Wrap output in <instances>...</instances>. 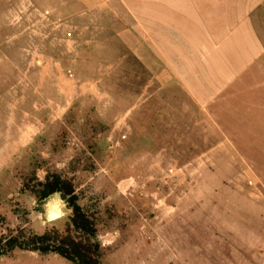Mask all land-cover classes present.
Listing matches in <instances>:
<instances>
[{
  "label": "rangeland",
  "instance_id": "rangeland-1",
  "mask_svg": "<svg viewBox=\"0 0 264 264\" xmlns=\"http://www.w3.org/2000/svg\"><path fill=\"white\" fill-rule=\"evenodd\" d=\"M76 1L0 0V236L45 232L42 222L28 226L33 206L18 194L34 171L44 179L57 169L76 179L82 204L98 217L105 264H264L263 146L216 147L226 133L214 116L150 69L122 68L116 37L99 34L105 14L80 18ZM152 109L158 133L147 125L143 141ZM29 119L47 120L44 141L34 138L32 163L23 161L26 148L10 163ZM109 172L130 187L125 195L103 197ZM0 264L73 263L18 249Z\"/></svg>",
  "mask_w": 264,
  "mask_h": 264
},
{
  "label": "crops",
  "instance_id": "crops-1",
  "mask_svg": "<svg viewBox=\"0 0 264 264\" xmlns=\"http://www.w3.org/2000/svg\"><path fill=\"white\" fill-rule=\"evenodd\" d=\"M76 2L84 7L77 14L80 18L105 14L106 30L99 34L106 36L108 30L116 37L120 52L134 54L158 83L176 84L185 100L204 115L214 116L216 130L226 133L216 147L249 144L264 148V0ZM61 94L70 99L64 91ZM28 122L24 134L13 138L16 152L10 163H17L20 151L30 149L46 126L37 119ZM251 133L263 134L254 142ZM124 188L117 186L118 193L125 195L130 189ZM18 196L33 206L29 227L34 221L42 222L46 232L59 228L61 221L66 224L71 215L59 194L42 204L26 193Z\"/></svg>",
  "mask_w": 264,
  "mask_h": 264
},
{
  "label": "trees",
  "instance_id": "trees-1",
  "mask_svg": "<svg viewBox=\"0 0 264 264\" xmlns=\"http://www.w3.org/2000/svg\"><path fill=\"white\" fill-rule=\"evenodd\" d=\"M117 58V62L123 65L122 68H140V70L142 69L144 72L148 70V68H146L132 53L121 52ZM87 65L81 63L83 67ZM131 70L134 72V69ZM134 99L132 96L125 99V103L128 102V106L125 107L124 110L128 111L132 107ZM155 111L156 110L152 109L143 121V141L146 140V138H144L146 137L144 133L147 129V125L149 126V131L152 136L158 133L156 130L153 131L152 129L157 122L156 119L155 121L152 118V114H154ZM48 113H50V111H48ZM43 120L44 123L47 124V120ZM37 139L40 142L44 141L41 135ZM37 145L38 143L36 144L35 142L33 146L28 149V158L27 160L24 158L23 161L31 163L34 161V153L32 151H34ZM101 145L103 148H108V145H105L104 142L101 143ZM93 153L97 154L96 150L93 151ZM101 157L102 163L105 159L109 158V155L104 150V152H101ZM19 162L20 161H17L15 164ZM44 162L45 161L42 160L40 164H44ZM83 170L87 171L88 169L85 168ZM111 172H109L108 175H103V178L107 180L109 185L108 189L102 193L103 197H110L111 195L115 197L119 194L117 184L121 178ZM98 174L100 173L98 172ZM79 187V183L76 182L73 176H69L57 169H48L44 180H40L36 171H34L21 187L20 193H26L32 196L36 199L37 203L40 204L47 201L53 195L59 194L67 207L71 210V215L64 230L60 228H51L43 234H37L19 228L16 231L13 230L9 231L7 234H2L0 236V257L8 256L19 249L37 253L42 256L50 254L57 255L71 261L73 264H105L107 250L100 240L101 224L92 208L85 207L82 204ZM5 223V215L0 213V226Z\"/></svg>",
  "mask_w": 264,
  "mask_h": 264
},
{
  "label": "clouds",
  "instance_id": "clouds-1",
  "mask_svg": "<svg viewBox=\"0 0 264 264\" xmlns=\"http://www.w3.org/2000/svg\"><path fill=\"white\" fill-rule=\"evenodd\" d=\"M59 215H63V213H59Z\"/></svg>",
  "mask_w": 264,
  "mask_h": 264
}]
</instances>
